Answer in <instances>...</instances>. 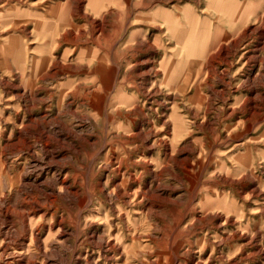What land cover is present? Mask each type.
<instances>
[{"label":"rangeland","instance_id":"1","mask_svg":"<svg viewBox=\"0 0 264 264\" xmlns=\"http://www.w3.org/2000/svg\"><path fill=\"white\" fill-rule=\"evenodd\" d=\"M0 230L5 262L264 264V0H0Z\"/></svg>","mask_w":264,"mask_h":264},{"label":"bare ground","instance_id":"2","mask_svg":"<svg viewBox=\"0 0 264 264\" xmlns=\"http://www.w3.org/2000/svg\"><path fill=\"white\" fill-rule=\"evenodd\" d=\"M102 22H104V21H102ZM102 25H103V24H102ZM101 29H102V27H101ZM118 170H119V169H118ZM119 171H120V170H119ZM116 173H117V172H116ZM120 174H122V172H121ZM130 177H131V176H130ZM131 178H133V177H131ZM133 179H134V178H133ZM57 182H58V181H57ZM67 182H68V181H67ZM60 186H61V185H60ZM128 186H129V185H128ZM132 186H133V185H132ZM62 187H63V186H62ZM66 188H67V187H66ZM119 188H120V187H119ZM121 188H122V187H121ZM121 188H120V189H121ZM129 188H130V187H129ZM60 189H61V188H60ZM114 189H115V188H114ZM134 189H135V188H134ZM63 190H64V189H63ZM65 190H66V189H65ZM67 190H68V189H67ZM69 190H70V189H69ZM117 190H119V189H117ZM143 190H144V189H143ZM58 191H59V190H58ZM61 191H62V189L60 190V192H61ZM121 191H122V190H121ZM121 191H119V192L121 193ZM63 192H64V191H63ZM69 192H70V191H69ZM113 193H114V192H113ZM113 193H112V194H113ZM115 193H116V192H115ZM122 193H123V192H122ZM62 194H63V193H62ZM71 194H72V193H71ZM110 194H111V193H110ZM116 194H117V193H116ZM75 195H76V194H75ZM125 195H126V194H125ZM129 195H130V194H129ZM133 195H134V194H133ZM133 195H132V196H133ZM119 196H120V195H119ZM135 196H136V195H135ZM61 197H62V196H61ZM116 197H118V196H116ZM49 198H50V197H49ZM58 198H59V197H58ZM58 198H56V200H57ZM66 198H67V197H66ZM124 198H125V197H124ZM129 198H130V197H129ZM47 199H48V198H47ZM64 199H65V198H64ZM117 199H118V198H117ZM119 199H120V197H119ZM130 199H131V198H130ZM51 200H52V199H51ZM108 200H109V199H108ZM38 201H39V200H38ZM38 201H37V202H38ZM130 201H131V200H130ZM2 202H3V201H2ZM37 202H36V203H37ZM46 202H48V200H47ZM49 202H50V200H49ZM133 202H134V201H133ZM56 203H57V202H56ZM3 204H4V203H2L1 205H3ZM38 204H39V203H38ZM130 204H131V203H130ZM32 205H33V204H32ZM39 205H40V204H39ZM35 206H36V205H35ZM43 206H44V204H43ZM46 206H47V205H46ZM50 206H51V205H50ZM33 207H34V206H33ZM36 208H37V207H36ZM41 209H42V208H41ZM24 210H25V209H24ZM31 210H32V209H31ZM35 210H36V209H35ZM33 211H34V210H33ZM52 211H53V210H52ZM54 211H55V210H54ZM26 212H27V211H26ZM39 212H40V211H39ZM47 212H48V211H47ZM28 213H29V212H28ZM9 214H10V213H9ZM31 214H32V213H31ZM33 214H34V213H33ZM52 214H53V213H52ZM54 214H55V213H54ZM35 215H36V214H35ZM29 216H30V215H29ZM33 216H34V215H33ZM26 217H27V215H26ZM26 217H25V218H26ZM41 217H42V216H41ZM55 218H56V217H55ZM59 218H60V217H59ZM27 219H28V218H27ZM61 219H62V218H61ZM61 219H60L59 221H61ZM121 219H122V218H121ZM109 220H110V219H109ZM118 220H119V219H118ZM125 220H126V219H125ZM23 221H24V220H23ZM26 221H28V220H26ZM26 221H25V222H26ZM54 221H55V220H54ZM110 221H111V220H110ZM25 222H24V223H25ZM39 222H40V221H39ZM64 222H65V221H64ZM24 223H23V225H24ZM52 223H53V221H52ZM59 223H60V222H59ZM123 223H124V222H123ZM127 223H128V222H127ZM3 224H4V223H3ZM7 224H8V223H7ZM25 224H27V222H26ZM60 224H61V223H60ZM128 224H129V223H128ZM27 225H28V224H27ZM56 225H57V223H56ZM107 225H109V224H107ZM62 226H63V225H62ZM29 228H30V226H29ZM29 228H28V229H29ZM37 228H38V226H37ZM47 228H48V226H47ZM60 228H61V226H60ZM25 229H26V228H25ZM40 229H41V228H40ZM53 229H54V228H53ZM97 229H98V226H97ZM107 229H108V228H107ZM55 230H56V229H55ZM61 230H62V229H61ZM61 230H60V231H61ZM0 231H1V230H0ZM26 231L28 232V230H26ZM26 231H25V232H26ZM29 231H30V230H29ZM36 231H37V230H36ZM40 231H41V230H40ZM56 231H58V230H56ZM112 231H113V230H112ZM112 231H111V232H112ZM27 232H26V233H27ZM65 232H66V231H65ZM113 232H114V231H113ZM37 233H38V232H37ZM61 233H62V232H61ZM63 233H64V232H63ZM88 233H89V232H88ZM30 234H31V233H30ZM92 234H93V233H92ZM1 235H2V234H1ZM27 235H29V234H27ZM27 235H26V236H27ZM102 235H103V234H102ZM115 235H116V234H115ZM66 236H67V235H66ZM92 236H93V235H92ZM100 236H101V235H100ZM104 236H106V235H104ZM104 236H103V237H104ZM112 236H113V235H112ZM39 237H40V236H36V237L34 236V240H32V241H35L34 243H37V244L40 243V241H39V240H40ZM76 237H77V236H76ZM103 237H102V238H103ZM121 237H122V236H121ZM20 238H21V237H20ZM23 238H24V237H23ZM30 238H31V237H30ZM60 238H61V237H60ZM77 238H78V237H77ZM90 238H91V237H90ZM113 238H114V237H113ZM113 238H112V239H113ZM118 238H119V236H118ZM8 239H10V238H8ZM27 239H28V238H27ZM43 239H44V238H43ZM65 239H66V238H65ZM109 239H110V238H109ZM25 240H26V239H25ZM88 240H89V239H88ZM101 240H102V239H101ZM107 240H108V239H107ZM123 240H124V239H123ZM17 241H18V240H17ZM19 241H21V240H19ZM96 241H100V240L96 239ZM21 242H22V241H21ZM66 242H67V241H66ZM78 242H80V241H78ZM87 242L89 243V241H87ZM93 242H94V241H93ZM93 242H92V243H93ZM23 243H24V242H23ZM23 243H22L21 245H23ZM25 243H26V242H25ZM29 243H30V242H29ZM41 243H42V242H41ZM92 243H91V246H92ZM15 244H16V243H15ZM96 244H97V243H96ZM104 244H105V243H104ZM106 244H107V243H106ZM113 244H114V243H113ZM19 245H20V244H19ZM19 245H18V246H19ZM39 245H40V244H39ZM98 245H99V244H98ZM114 245H115V244H114ZM121 245H122V244H121ZM30 246H31V245H30ZM48 246H49V245H48ZM55 246H56V245H55ZM86 246H87V245H86ZM99 246H100V245H99ZM102 246H103V245H102ZM4 247H5V246H4ZM12 247H13V246H12ZM49 247H50V246H49ZM53 247H54V246H53ZM79 247H80V246H79ZM87 247H88V246H87ZM92 247H93V246H92ZM109 247H110V246H109ZM42 248H43V247H42ZM90 248H91V247H90ZM90 248H89V249H90ZM95 248H96V247H95ZM117 248H119V247H117ZM3 249H4V248H3ZM9 249H10V247H9ZM23 249H24V248H23ZM40 249H41V248H40ZM52 249H54V248H52ZM52 249H51V250H52ZM75 249H76V248H75ZM79 249H80V248H79ZM98 249L100 250V248H98ZM102 249H104V247H103ZM106 249H107V248H106ZM120 249L123 250L122 248H120ZM120 249H119V250H120ZM7 250H8V249H7ZM7 250H5V251L8 252L9 250H8V251H7ZM38 250H39V249H38ZM41 250H42V249H41ZM47 250H48V249H47ZM73 250H74V249H73ZM121 250H120V251H121ZM15 251H16V250H15ZM54 251H56V250H54ZM104 251H105V249H104ZM106 251H107V250H106ZM109 251H111V249H110ZM123 251H124V250H123ZM10 252H11V251H10ZM10 252H9V253H10ZM42 252H43V251H42ZM44 252H45V251H44ZM48 252H49V251H48ZM48 252H47V253H48ZM52 252H53V250H52ZM57 252H58V251H57ZM77 252H78V251H77ZM11 253H12V252H11ZM11 253H10V254H11ZM54 253H55V252H54ZM97 253H99L98 250H97ZM106 253H107V252H106ZM122 253H124V252H122ZM93 254H94V253H93ZM99 254H100V253H99ZM101 254H102V253H101ZM120 254H121V253H120ZM124 254H126V253H124ZM7 255H8V254H7ZM24 255H25V254H24V251H23V252H21V251L13 252L11 255L6 256V257H7V259H5L6 262L0 260V264H24ZM26 255H27V254H26ZM41 255H42V254H41ZM83 255H84V254H83ZM102 255H103V254H102ZM105 255H106V254H105ZM105 255H104V256H105ZM115 255H116V254H115ZM30 256H31V255H30ZM39 256H40V255H39ZM57 256H58V255H57ZM89 256H90V255H89ZM99 256H100V255H99ZM1 257H2V256H1ZM34 257H35V256H34ZM50 257H51L50 255L46 254V256H45V258H44V262H42V264H48V263L50 262ZM106 257H107V256H106ZM115 257H116V256H115ZM119 257H120V256H119ZM121 257H122V256H121ZM26 258H28V257H26ZM82 258H83V257H82ZM82 258H81V259H82ZM112 258H113V257H112ZM122 258H123V257H122ZM28 259H29V258H28ZM30 259H31V258H30ZM52 259H53V258H52ZM78 259H79V258H78ZM91 259H92V258H91ZM94 259H95V258H94ZM110 259H111V258H110ZM110 259H108V260H110ZM120 259H121V258H120ZM125 259H126V258H125ZM92 260H93V259H92ZM34 261H35V259H34ZM34 261H33V259H32V261L27 260V261H26V264H37V262H34ZM80 261H81V260H80ZM80 261H79V262H80ZM98 261H99V260H98ZM111 261H112V260H111ZM111 261H110V262H111ZM79 262H78V263H79ZM81 262H82V261H81ZM128 262H129V261H128ZM87 263H88V264H92V263H89V261H88ZM108 263H109V262H108ZM115 263H116V262H115ZM80 264H81V263H80ZM93 264H94V263H93ZM110 264H111V263H110ZM119 264H120V263H119ZM128 264H129V263H128Z\"/></svg>","mask_w":264,"mask_h":264}]
</instances>
